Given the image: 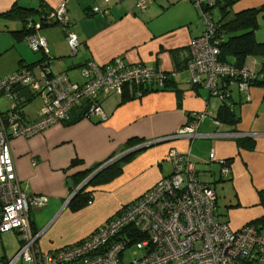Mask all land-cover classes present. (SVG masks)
<instances>
[{
  "label": "crops",
  "instance_id": "0c3cea01",
  "mask_svg": "<svg viewBox=\"0 0 264 264\" xmlns=\"http://www.w3.org/2000/svg\"><path fill=\"white\" fill-rule=\"evenodd\" d=\"M62 1L66 2L68 29L49 25L38 30L47 42L52 73L65 72L71 82L81 83V65L88 61L106 64L120 57L127 64L140 63L173 75L165 89L137 97L127 88L126 93L131 98L123 99L116 94L102 98L104 119L84 117L77 108L68 124L55 123L30 138L11 140L21 188L28 194L48 198L44 206L29 209L32 230L40 233L37 246L42 251H53L71 245L113 217L121 206L136 201L157 180L172 172L167 158L171 148L188 152L198 177L212 185L215 192L216 188L221 190V194L216 193L220 221L238 230L264 215L259 197V191H264V86H251L243 93L231 85L229 103L238 121L235 124L214 123L221 99L211 96L203 85L194 87L186 70L189 43L204 30L191 2L147 0L141 11L135 8L137 0H40V3L38 0H0V30L11 33L21 29L18 20L1 16L14 3L22 8L53 9ZM262 5L264 0H236L226 18ZM94 6L107 8L108 13L92 12ZM257 23L255 39L264 42V11L258 13ZM68 30L78 37L75 54L66 43ZM15 53L16 62L8 74L32 66L42 56L38 54L37 58L29 60L18 50ZM262 61V57L249 56L244 65L256 72ZM69 72H76V77L72 79ZM40 107L34 117L24 113L26 118H37ZM201 112L204 117L195 138H169L188 124L194 114ZM229 132L251 135L230 136ZM239 137L249 139L252 147H239ZM164 138L168 139L133 152L120 161L119 174L105 176L104 180L101 178L88 186L85 190L91 193V204L76 211H72L68 203L65 205L77 187L76 178L94 164L120 152L129 140L139 145ZM211 151L214 152L212 160L209 159ZM221 160L230 168L226 175L221 174ZM31 212L37 213L32 215ZM20 243L21 239L18 248ZM6 259L4 254L0 264Z\"/></svg>",
  "mask_w": 264,
  "mask_h": 264
},
{
  "label": "built area",
  "instance_id": "2783aa9c",
  "mask_svg": "<svg viewBox=\"0 0 264 264\" xmlns=\"http://www.w3.org/2000/svg\"><path fill=\"white\" fill-rule=\"evenodd\" d=\"M108 2L109 0H104ZM118 1V0H117ZM147 0H137L135 8L143 11ZM197 9L204 23L203 32L189 43L186 70L193 85H203L211 96L222 99L225 91L235 85L246 93L255 71L247 65L240 68L219 59L220 50L215 37L219 24L207 9L216 0H187ZM92 12L107 14L98 6ZM45 25L67 28L70 25L66 2H60L47 13L29 19L33 31L26 36L29 48L42 54L36 64L22 67L0 77V97L9 101L4 111L0 107V234L17 231L21 243L4 264H264V229L247 223L233 230L217 216L216 192L202 181L189 159L188 152L171 148L167 158L172 172L161 177L136 201L121 206L113 217L97 226L81 240L53 250L42 251L37 246L39 232L29 221L31 207L44 206L45 195L26 193L16 175L11 140L30 138L55 123H68L74 109L82 116L105 118L101 99L110 94L122 95L127 88L141 96L143 88L162 87L165 72L143 64H127L116 57L106 64L88 61L80 66L81 83L71 82L65 72L52 73L49 67L48 46L38 30ZM66 43L75 54L79 46L77 34L66 32ZM228 92V91H227ZM39 97L40 112L28 120L22 110L24 104ZM204 113L194 114L172 137L197 136ZM219 124L218 120H214ZM230 136L251 134L231 133ZM122 152L114 154L84 179L112 163ZM214 159V152L209 153ZM221 174L229 173L226 161L221 160ZM82 181V182H83ZM69 202V197L65 205ZM92 199L87 202L91 204ZM136 244L142 254L123 262L125 249Z\"/></svg>",
  "mask_w": 264,
  "mask_h": 264
},
{
  "label": "trees",
  "instance_id": "16d2710c",
  "mask_svg": "<svg viewBox=\"0 0 264 264\" xmlns=\"http://www.w3.org/2000/svg\"><path fill=\"white\" fill-rule=\"evenodd\" d=\"M40 3V0H38ZM236 2V0H216L215 3L209 6L207 9L210 11L213 8H216L219 14L217 22L219 24L216 29L215 37L218 40V47L220 50L219 59L227 63L231 66L240 68L244 66L246 58L249 56H258L264 58V42H259L255 39L254 31L258 26L257 23V15L258 13L264 11V5L259 8H252L243 10L235 13L232 17L226 18L230 13L231 6ZM192 4V3H191ZM52 9H45L43 6L38 8H22L14 3L9 11L1 14L9 19L18 20L21 23V29L17 31H11V34L17 39L21 40L25 36H27L30 32L33 31L32 27H29L28 21L29 19H35L37 15H41L49 12ZM49 26L42 24V27ZM166 78L164 80V84L162 87H147L143 88L141 93H147L150 91H155L159 89H165L169 83H171L172 73H165ZM251 86H264V61L260 66V69L254 73L253 79L250 81ZM193 85V84H192ZM197 87L198 85H193ZM131 93L133 96H137L136 89L133 88ZM124 90L123 94L120 95L123 99L131 98L129 94ZM228 91V92H227ZM224 92L221 99V106L217 111L216 119L221 123L235 124L238 121V116L235 115L234 111L231 109V105L229 103L230 93L229 88ZM141 94V95H142ZM138 97V96H137ZM25 105V104H24ZM69 123V122H68ZM67 123V124H68ZM137 141V140H136ZM237 142L239 147H252V142L245 138L239 137L237 138ZM137 145L135 140H129L127 142V146L120 150V152H124L127 148ZM119 153V152H118ZM116 154V153H115ZM114 155V154H113ZM113 155L109 156L107 159L94 164L84 172H82L75 181V187L78 186L83 179L92 172L95 168H98L105 161L109 160ZM131 154L125 155L120 160H115L112 163L102 167L99 171H97L92 178L89 180L88 184L85 188L77 192L68 202V207L72 211L79 210L88 205L89 199H91V193L86 191L85 189L95 184L101 178L104 180L105 176L111 175L115 176L121 172V168L118 165L120 161L129 158ZM76 161V160H75ZM74 161V162H75ZM101 179V180H102ZM260 202L264 205V191H259ZM259 229H264V215H262L259 219L251 222Z\"/></svg>",
  "mask_w": 264,
  "mask_h": 264
},
{
  "label": "rangeland",
  "instance_id": "374dc122",
  "mask_svg": "<svg viewBox=\"0 0 264 264\" xmlns=\"http://www.w3.org/2000/svg\"><path fill=\"white\" fill-rule=\"evenodd\" d=\"M211 15L214 20L218 18L219 14L216 8H213L211 10ZM200 22L204 26L202 19ZM16 50H18L20 55L21 53L26 55V57H28L27 59L29 60H31L32 57L37 58L38 54L41 55V53L39 52L33 53V51L29 48L28 43L26 42L25 38L21 40H16L9 31L3 30V29L0 30V76H4L6 75V73L8 74L10 68H12V66L15 64L16 56H17L15 53ZM40 59H42V56ZM36 63L33 64V68H37ZM76 75H77L76 72H69V76L72 79H74ZM234 90L236 89L234 88ZM40 104L41 103H40L39 97H35L33 100L23 105L22 110L24 111V113H26L27 117H34L35 114H37L39 107L41 106ZM0 107L2 110L5 111L9 107V101L6 100L4 97L1 98ZM216 193L217 195L221 194V190L216 188ZM220 198L221 197L218 196V202L221 205ZM34 213L35 212H33L32 215H34ZM16 232L17 231L14 232L13 230H11V231L3 232L0 234V259L4 254L6 255L7 258H10L14 254V252L17 250L21 235ZM141 254H142V250L137 248L136 244L133 243L132 245L128 246L125 249L123 253V257H122L123 262L128 263L132 261L133 259L138 258ZM16 264H27V263L17 262Z\"/></svg>",
  "mask_w": 264,
  "mask_h": 264
},
{
  "label": "water",
  "instance_id": "95a60500",
  "mask_svg": "<svg viewBox=\"0 0 264 264\" xmlns=\"http://www.w3.org/2000/svg\"><path fill=\"white\" fill-rule=\"evenodd\" d=\"M169 138H171V137H169ZM172 138H174V137H172ZM165 139H168V138H164V139H161V140H156V141H152V142H148V143H143V144H139V145H137V146H135V147H133V148H129V149H127V150H125L124 152H122V154L120 155V156H118L117 158H116V160H120L121 158H123L125 155H127V154H131V153H133V152H136V151H138V150H140V149H143V148H146V147H148V146H150V145H152L153 143H156V142H159V141H163V140H165ZM92 178V175L91 176H89L86 180H84L83 182H81L74 190H73V192L70 194V196H69V200L77 193V192H79L80 190H82L83 188H85L86 187V185L88 184V182H89V180Z\"/></svg>",
  "mask_w": 264,
  "mask_h": 264
}]
</instances>
